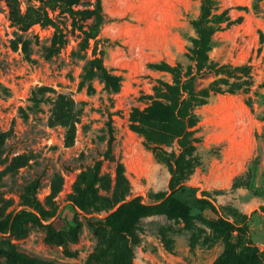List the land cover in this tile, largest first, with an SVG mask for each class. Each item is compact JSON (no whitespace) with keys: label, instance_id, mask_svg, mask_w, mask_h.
Returning a JSON list of instances; mask_svg holds the SVG:
<instances>
[{"label":"rangeland","instance_id":"1","mask_svg":"<svg viewBox=\"0 0 264 264\" xmlns=\"http://www.w3.org/2000/svg\"><path fill=\"white\" fill-rule=\"evenodd\" d=\"M213 1L208 63L251 66L249 91L218 83L171 139L173 111L147 108L193 71L201 0H80L86 47L62 0H0V264H264V0ZM170 180L186 212L109 230Z\"/></svg>","mask_w":264,"mask_h":264},{"label":"trees","instance_id":"2","mask_svg":"<svg viewBox=\"0 0 264 264\" xmlns=\"http://www.w3.org/2000/svg\"><path fill=\"white\" fill-rule=\"evenodd\" d=\"M80 0H62L64 9L71 17L72 27L79 30L86 39L92 38L91 32L84 29L83 20L92 17H99L97 7L95 9H75L73 6L78 4ZM214 4L213 0H201V13L197 20L193 22L196 29L197 38L193 42V46L189 49V55L192 62H194L193 71L183 73L180 66H175L169 69L172 74V84H161L165 90L162 92V97L167 100V103L161 101H154L147 108V113L162 112L171 109L173 113L170 117L172 126L168 130V136L173 139L185 134L187 128H191L196 123L195 110L200 105L206 102L210 93L226 92L221 87L217 86L218 83L225 81L228 84L229 78L241 79L242 85L247 84L250 79L251 66L243 65L239 67H230L228 65L213 66L208 63V50L214 32L220 29V26L209 25L210 21L207 19L210 10ZM54 43L57 48H62L64 44L63 34L58 33L54 36ZM98 61L95 58L92 62ZM95 69L102 73L104 68L96 67L86 73L95 74ZM213 74L215 76L221 75L227 80L218 79L212 81L208 86H204L198 82L205 75ZM106 81L112 77L106 75ZM232 85H235L232 83ZM249 84L244 88H238L243 93L249 91ZM99 162L96 163V167ZM169 193L162 191L150 194V198L160 201L156 204H146L138 199H132L120 203L112 212L106 217V226L109 230L117 236L127 235L131 232L135 224L146 216L164 211L169 216H177L179 212H186L187 208L182 207L181 203L173 197L175 192V181L170 180L168 183ZM168 203L167 209H162L163 205ZM17 220V216L14 221Z\"/></svg>","mask_w":264,"mask_h":264}]
</instances>
